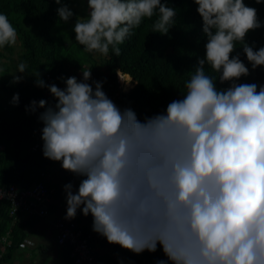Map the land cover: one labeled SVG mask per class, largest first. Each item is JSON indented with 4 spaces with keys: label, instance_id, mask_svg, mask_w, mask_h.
Returning <instances> with one entry per match:
<instances>
[{
    "label": "clouds",
    "instance_id": "9594fccd",
    "mask_svg": "<svg viewBox=\"0 0 264 264\" xmlns=\"http://www.w3.org/2000/svg\"><path fill=\"white\" fill-rule=\"evenodd\" d=\"M55 3L64 23L76 17L72 31L84 50L104 56L111 49L119 57V46L145 18L156 17L152 32L161 35L177 24L169 0H86L83 16L63 0ZM193 3L205 51L181 98L161 112L141 120L121 108L104 81L89 83L91 69L82 79L59 77L61 88L20 62L10 83L31 75L53 97L33 99L25 110L44 109L37 116L43 156L81 178L75 191L73 183L63 185L66 220L78 210L91 214L94 232L136 254L160 247L167 259L156 264H264V84L239 82L250 75L242 53L252 70L264 66V46L246 39L264 22L245 0ZM16 41L17 30L0 13V48ZM10 103L19 105L18 92ZM5 195L0 188V199Z\"/></svg>",
    "mask_w": 264,
    "mask_h": 264
},
{
    "label": "trees",
    "instance_id": "16d2710c",
    "mask_svg": "<svg viewBox=\"0 0 264 264\" xmlns=\"http://www.w3.org/2000/svg\"><path fill=\"white\" fill-rule=\"evenodd\" d=\"M245 3L255 7L258 10L259 19L264 22V3L257 4L255 0H245ZM169 6L176 8L177 24L167 35L152 32L155 16L151 19L145 18L141 25L133 30V34L119 46L121 48L119 57H116L110 49L103 62L106 72L94 63H89L86 68L81 69V75L78 77L82 79V71L91 69L89 83L92 80L104 81L103 90L108 97L121 108H132L141 120L145 115L165 110L168 103L181 98L180 92L186 91L184 82L189 79V71L196 65L197 57L203 56L205 51L206 40L202 33L201 17L196 12L197 5L193 3V0H169ZM58 7L55 0H0V13L6 14L17 30V38L22 49L20 62L28 65L26 71L39 70L42 79L48 74L52 83L60 86L63 81L59 77H69L72 66L61 51L56 33L61 27L70 25L72 27L76 17L64 23L56 13ZM74 13L76 14L75 11ZM74 35V32L70 35L73 40L72 45L86 52L84 47L75 40ZM246 39L250 44L255 42V48L264 46V26L249 31ZM6 47L9 46L2 49ZM236 50L242 53L239 44ZM241 59L249 67L250 75L242 77L239 82L264 84V66H258L252 70L251 64L243 53ZM118 69L131 75L135 81V84L126 92L120 91L117 87L116 70ZM206 73L216 75L207 66ZM217 87H227V82L221 85L217 81ZM17 92L20 95L18 106L4 104L0 96V141L9 143L0 152V184L15 183L24 187L32 183L33 176L43 171L46 164L55 163L43 156L41 133H38L36 129L37 122H40L37 119L38 113L44 109H38L37 113L31 114L26 112L25 106L29 105L33 99L37 101L47 99L50 103L54 101L45 88L33 86L27 89L20 83L7 85L0 82V95L6 93L11 100L12 95ZM31 147L34 150H31ZM59 169L60 178L49 179L46 182V189L53 198L64 193V184L71 182L72 179H81L62 169L61 164ZM6 206V202H0V233L8 227ZM80 216L83 220L80 224L83 232L89 234L91 244L99 248L96 255L106 264H124L114 244L108 243L104 245L106 249L101 250L99 245L102 243L101 235L92 230L91 214L85 217L80 212ZM77 222L79 223L80 220L77 219ZM22 237L23 235L17 237L6 247L5 252L0 256V264L11 260V253L22 241ZM57 246L60 261L70 259L69 246ZM111 254L115 255L113 259L110 258ZM143 256V260L140 258L128 264H145V261L156 264L158 259H167L160 247L154 253L145 250Z\"/></svg>",
    "mask_w": 264,
    "mask_h": 264
},
{
    "label": "rangeland",
    "instance_id": "374dc122",
    "mask_svg": "<svg viewBox=\"0 0 264 264\" xmlns=\"http://www.w3.org/2000/svg\"><path fill=\"white\" fill-rule=\"evenodd\" d=\"M65 3L69 4V7L72 8L77 14V16L86 15L87 5L86 0H66ZM73 33L72 27L64 26L61 27L57 33V40L61 51L64 53L65 57L68 60L70 66H72L70 71V76H76L77 78L81 75V69L86 68L89 63H94L98 68L106 72L104 67L105 56L95 53V52H83L77 46L72 45V38L70 35ZM75 36V35H74ZM20 41L17 38L16 44L6 47L5 49L0 48L2 55L0 56V82H4L7 85H12L10 83L12 77L10 73H15L17 70V65L20 63V53H21ZM19 74V73H17ZM34 77L31 75L26 76V78L20 82L21 86L29 89L35 86ZM1 101L4 104L10 105V97L6 93H1ZM41 129L40 123L36 124V129ZM8 143V142H7ZM6 141H0V152L3 150L4 146L7 144ZM9 145V143H8ZM34 150V149H31ZM60 162H55L54 164H46L43 171L45 175L49 176V179L58 180L61 176V171L59 169ZM36 176H33L31 182L35 180ZM78 179H72L71 183L74 185V190L78 188L79 184ZM61 193L60 195H64ZM50 196V195H49ZM10 220H8L9 222ZM11 222V221H10ZM18 221H13L11 225L5 227L4 230L0 233V256L5 252L6 247L17 237H22V241L17 245L14 251L11 253V260L1 264H41V258L44 257L51 263V259L58 250V246L51 241L53 238L52 228H40L41 230L35 228H20L18 226ZM41 222V221H39ZM38 222V223H39ZM22 224V223H21ZM101 250L106 249V244H108L105 237L101 236ZM105 245V246H104ZM116 252L119 254L120 259L124 261V264L132 263L135 260L144 259L143 252L136 254L130 250L124 249L121 246L114 244ZM99 249V248H98ZM114 254H111V259L114 258ZM50 259V260H49ZM145 264H150L148 261H145Z\"/></svg>",
    "mask_w": 264,
    "mask_h": 264
},
{
    "label": "built area",
    "instance_id": "2783aa9c",
    "mask_svg": "<svg viewBox=\"0 0 264 264\" xmlns=\"http://www.w3.org/2000/svg\"><path fill=\"white\" fill-rule=\"evenodd\" d=\"M117 71L122 78H126L128 73L116 70L117 84L120 91H128L135 81L131 75H129L133 82L130 85H126L120 77L117 75ZM46 83H52L48 74L43 78ZM59 87H65L62 83ZM47 92V88H45ZM38 123V122H37ZM40 123V122H39ZM42 129L43 125L40 123ZM40 128L37 130L41 133ZM31 149H33L31 147ZM49 180V176L45 175L44 171L38 172L35 180L28 186L21 187L15 183L0 184V188H3L5 197L0 199V202H6V215L8 225L21 215H37L44 216L46 214V208L44 202L47 199L48 191L46 189V182ZM66 211L60 214L54 221V227L56 231V244L66 245L70 248V253L67 261H60L58 264H106L103 260L96 255L99 251L97 246L91 244V238L89 234H85L81 225L77 222L76 217L72 220H66Z\"/></svg>",
    "mask_w": 264,
    "mask_h": 264
},
{
    "label": "crops",
    "instance_id": "0c3cea01",
    "mask_svg": "<svg viewBox=\"0 0 264 264\" xmlns=\"http://www.w3.org/2000/svg\"><path fill=\"white\" fill-rule=\"evenodd\" d=\"M60 194L58 197L53 198L49 196V193H48L47 199L44 202V206L46 208V214L44 216L21 214L16 220L18 221L17 222L18 226H20V228H35V229L39 228V230H41L40 228H47V227L52 228L53 238L52 237L50 238H51V241L56 244V238H55L56 231L54 227V221L60 214L66 211L65 194L62 196ZM80 217H81L80 211L78 210L76 219L80 220L79 224L83 223V220ZM50 261L51 263L45 258V255H44V257L41 258L40 263L41 264H58L60 262V259L58 257L57 252L56 254H54L53 258Z\"/></svg>",
    "mask_w": 264,
    "mask_h": 264
},
{
    "label": "bare ground",
    "instance_id": "6f19581e",
    "mask_svg": "<svg viewBox=\"0 0 264 264\" xmlns=\"http://www.w3.org/2000/svg\"><path fill=\"white\" fill-rule=\"evenodd\" d=\"M130 77V76H129ZM126 78H128V75L126 76Z\"/></svg>",
    "mask_w": 264,
    "mask_h": 264
}]
</instances>
